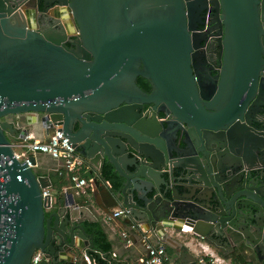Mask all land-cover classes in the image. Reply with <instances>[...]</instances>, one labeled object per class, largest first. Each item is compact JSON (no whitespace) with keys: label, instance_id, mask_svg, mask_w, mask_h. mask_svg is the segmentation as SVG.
Returning a JSON list of instances; mask_svg holds the SVG:
<instances>
[{"label":"water","instance_id":"1","mask_svg":"<svg viewBox=\"0 0 264 264\" xmlns=\"http://www.w3.org/2000/svg\"><path fill=\"white\" fill-rule=\"evenodd\" d=\"M35 2L46 28L27 9ZM52 4L73 17L78 36L49 17ZM202 9L223 27L216 58L199 53ZM40 126L62 129L120 181L106 189L105 213L130 208L185 264L187 247L168 231L183 224L260 253L264 0H0V264H31L37 249L52 264L60 249L71 253L67 264L78 252L89 264H119L78 217L86 207L72 194L51 205L42 195L49 176L29 164L34 156H16L15 140Z\"/></svg>","mask_w":264,"mask_h":264},{"label":"crops","instance_id":"2","mask_svg":"<svg viewBox=\"0 0 264 264\" xmlns=\"http://www.w3.org/2000/svg\"><path fill=\"white\" fill-rule=\"evenodd\" d=\"M27 9L30 14H34L33 6H29L27 7ZM62 13L63 12H59L57 14L60 20L65 25H70L69 19L64 18L65 16ZM37 131L38 132H34L32 129H30L29 132H31L35 136V138L41 140L48 139L53 134V131L46 132L41 126L37 128ZM31 156H34L36 159V163L34 165L36 172L40 175L49 176L52 183L49 189L55 203H59L62 200V198L66 195L65 188H67V194L73 195L76 204L80 207H86V209L83 211L78 210V215H80L78 217H81L83 219L82 223L84 224V226L87 228L90 223L95 221H100L102 223L103 228L107 233L108 241L110 243V250L106 252L111 253L113 257L117 259V263L138 264L139 258L146 253V248L143 243L144 237H147L152 244H159L157 236L149 231L146 223H139V221L133 219L131 216L125 218H114L110 220L104 217L105 212L101 208L106 206V200H108L106 189H109L113 192L115 191V189L113 188V181L105 178L103 175V170L101 171L98 167L91 164L88 159L87 160L91 166L88 172V176H97V180L95 181L92 188H88L86 192L83 193L72 187V183L67 176L59 175V173L57 172V168L60 166V161L58 159L40 152H36ZM104 167L105 166H103V169ZM123 206L124 205L120 203L115 208ZM128 219H130L132 222L130 223ZM122 231H127L130 234L132 238V244L128 245L126 243L125 239L121 235ZM168 231L174 237L183 242L187 247V251L189 253L188 260L191 264H199V241H206L210 243L214 247L215 251L220 256L225 257L230 264H264V261L258 260L255 256H253L248 245H245L244 249L234 246H219L210 240L201 239V236L193 232L192 227L186 224H183L180 231L178 232L173 230ZM77 241L82 243L83 239L77 237ZM166 248L167 256L171 263L185 264L184 261H182L181 257L176 254L179 249L176 250L169 246H167ZM80 254L81 253L79 252V254L76 256L78 259L77 264H83L84 261L82 254ZM70 255V252H64L60 249V259L58 264H67V261L64 258L70 257ZM52 257L53 256H50L49 259L45 258L40 264H52ZM102 259V263L108 262L107 259ZM99 261L101 262V260Z\"/></svg>","mask_w":264,"mask_h":264},{"label":"built area","instance_id":"3","mask_svg":"<svg viewBox=\"0 0 264 264\" xmlns=\"http://www.w3.org/2000/svg\"><path fill=\"white\" fill-rule=\"evenodd\" d=\"M78 34V33H77ZM16 147H21L23 150L16 149V156L19 159H29V156L36 152L48 154L60 161V166L57 168V172L60 176H67L72 183V187L85 193L88 188H92L97 176H88V172L91 168L87 158L83 156L70 141L68 136L64 135L62 129L56 128L53 134L45 140L37 139L29 132L28 135L19 139ZM29 164L34 166L29 160ZM67 195L68 190L65 188ZM42 195L44 198L50 196L51 205H54V200L49 187L42 189ZM131 216L130 208L123 206L113 208L109 214L104 213V217L107 219L125 218ZM135 226V225H133ZM122 237L125 239L128 245L132 244V238L127 231L121 232ZM201 239H205L201 236ZM143 243L146 248V253L138 260V264H174L169 261L167 256V248L162 243L152 244L147 237L143 238ZM199 264H230L229 261L220 256L214 249V247L206 242L199 241ZM46 257L45 253L37 249L32 256L31 264H40ZM84 261L87 264L90 263L87 256L84 257ZM78 259L75 258V264Z\"/></svg>","mask_w":264,"mask_h":264},{"label":"flooded vegetation","instance_id":"4","mask_svg":"<svg viewBox=\"0 0 264 264\" xmlns=\"http://www.w3.org/2000/svg\"><path fill=\"white\" fill-rule=\"evenodd\" d=\"M28 5L27 7H29ZM31 6L34 7V14L37 18V22L42 28H46L48 26L46 23L42 21L43 17L47 14H44V12H40L38 10V4L35 2V4H31ZM49 17L54 19H60L59 16L57 15L59 12H62V9L60 8L59 5L57 4H52L49 5ZM43 7L41 6V9ZM67 12V11H66ZM69 19L70 24H74V26L77 29V25L75 20L73 19L72 16L66 17V19ZM52 20V21H53ZM196 25H197V31L199 32V39L202 40V46L199 48V53L205 54V53H210L212 57L216 58L220 52V47L218 45L219 40L218 37H222V30L223 27L220 26L215 17V12L212 9H202L199 11V14L196 17ZM78 29L75 31L74 35L78 36ZM214 67L216 68L217 65L214 64ZM138 82V78H137ZM251 253L253 256H255L258 260L264 261V248H262L260 253H257L255 251V248L250 247Z\"/></svg>","mask_w":264,"mask_h":264},{"label":"trees","instance_id":"5","mask_svg":"<svg viewBox=\"0 0 264 264\" xmlns=\"http://www.w3.org/2000/svg\"><path fill=\"white\" fill-rule=\"evenodd\" d=\"M138 84L145 90V91H150L151 90V85L150 83L143 77L139 76L138 77ZM103 175L105 178L108 180L113 181V188L117 189L120 187V181L115 180L113 178V174L111 173V170L108 167H104L103 169ZM87 229L93 234V239L95 242L96 247L99 250H102L103 252H106L110 250V243L107 238V233L105 232L103 225L100 221H95L92 222L88 225ZM103 259H101V262Z\"/></svg>","mask_w":264,"mask_h":264},{"label":"rangeland","instance_id":"6","mask_svg":"<svg viewBox=\"0 0 264 264\" xmlns=\"http://www.w3.org/2000/svg\"><path fill=\"white\" fill-rule=\"evenodd\" d=\"M19 141V139L18 140H15V143H17ZM18 150H23V148H21V147H16ZM77 254H79V252L77 253ZM81 255V254H80Z\"/></svg>","mask_w":264,"mask_h":264}]
</instances>
